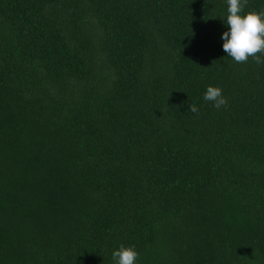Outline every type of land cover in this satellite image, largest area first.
<instances>
[{
	"label": "trees",
	"instance_id": "obj_1",
	"mask_svg": "<svg viewBox=\"0 0 264 264\" xmlns=\"http://www.w3.org/2000/svg\"><path fill=\"white\" fill-rule=\"evenodd\" d=\"M227 9L0 0V264H264V63Z\"/></svg>",
	"mask_w": 264,
	"mask_h": 264
},
{
	"label": "clouds",
	"instance_id": "obj_2",
	"mask_svg": "<svg viewBox=\"0 0 264 264\" xmlns=\"http://www.w3.org/2000/svg\"><path fill=\"white\" fill-rule=\"evenodd\" d=\"M227 4L228 30L221 34L224 52L237 63L247 62L249 57L254 58L257 64L264 63L257 55L264 54V9L241 15L247 0H227ZM203 98L212 102L217 109L227 105V99L219 87L208 86ZM189 110L194 114L199 111L195 104H190ZM138 255L134 247L123 245L112 253L116 264H136Z\"/></svg>",
	"mask_w": 264,
	"mask_h": 264
}]
</instances>
